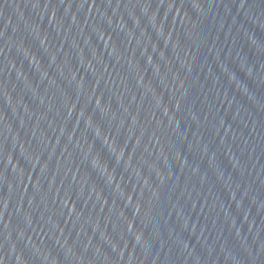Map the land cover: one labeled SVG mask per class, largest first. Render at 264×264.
<instances>
[{
  "label": "water",
  "instance_id": "water-1",
  "mask_svg": "<svg viewBox=\"0 0 264 264\" xmlns=\"http://www.w3.org/2000/svg\"><path fill=\"white\" fill-rule=\"evenodd\" d=\"M0 264H264V0H0Z\"/></svg>",
  "mask_w": 264,
  "mask_h": 264
}]
</instances>
